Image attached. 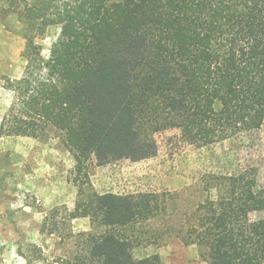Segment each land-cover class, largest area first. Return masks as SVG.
<instances>
[{
	"label": "trees",
	"instance_id": "trees-1",
	"mask_svg": "<svg viewBox=\"0 0 264 264\" xmlns=\"http://www.w3.org/2000/svg\"><path fill=\"white\" fill-rule=\"evenodd\" d=\"M6 2V11L23 3L20 15L39 36L52 25L61 34L47 61L28 38L0 139L56 131L81 158L106 166L154 157L155 137L168 128L190 137L207 128L223 140L263 124L264 0ZM207 183L215 196L183 215L180 240L206 264H264V219L251 217L264 211L255 171ZM167 202L154 192L79 193L65 221L88 218L91 230L75 236L66 264H162L132 249L163 241L146 228Z\"/></svg>",
	"mask_w": 264,
	"mask_h": 264
},
{
	"label": "rangeland",
	"instance_id": "rangeland-1",
	"mask_svg": "<svg viewBox=\"0 0 264 264\" xmlns=\"http://www.w3.org/2000/svg\"><path fill=\"white\" fill-rule=\"evenodd\" d=\"M8 6L0 0V122L16 101L8 84L23 76L28 38L47 61L61 34V26L52 25L39 36L20 15L23 3L6 11ZM211 135L213 141L207 143ZM217 136L207 128H197L191 137L168 128L155 137L154 157L106 166L81 158L56 131L36 139H0V264H66L75 236L91 230L88 218L66 222V214L74 210L79 193L90 192H154L167 198L166 213L146 228L147 237L154 240L161 233L163 241L134 245V257L157 254L162 264H206L199 249L185 245L177 234L183 215L215 196L207 181L254 170L264 196V121L255 132H236L223 140ZM251 217L264 219V211ZM55 224L57 231L51 234Z\"/></svg>",
	"mask_w": 264,
	"mask_h": 264
}]
</instances>
